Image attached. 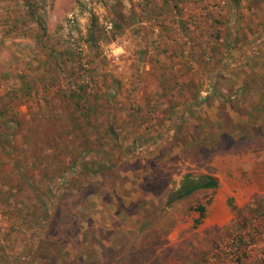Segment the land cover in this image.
<instances>
[{"label":"rangeland","instance_id":"rangeland-1","mask_svg":"<svg viewBox=\"0 0 264 264\" xmlns=\"http://www.w3.org/2000/svg\"><path fill=\"white\" fill-rule=\"evenodd\" d=\"M225 5L0 0V264H264V107L226 90ZM184 175L216 186L170 200Z\"/></svg>","mask_w":264,"mask_h":264},{"label":"crops","instance_id":"crops-1","mask_svg":"<svg viewBox=\"0 0 264 264\" xmlns=\"http://www.w3.org/2000/svg\"><path fill=\"white\" fill-rule=\"evenodd\" d=\"M224 1H226V5L222 11H219L217 16L218 22L222 24L219 39L222 40L225 49L223 58L224 65H221V68L224 69L225 75H227L226 71L229 72L231 69L233 73L232 77H223V82L227 86L226 90L233 91L232 97L237 98L235 101L239 103L245 102L243 107L251 115L255 110L264 107V19L261 20V17H259L264 13V0H233V3H231V0ZM231 5H233L232 9L230 7L228 8ZM227 9H231L233 12L232 15ZM259 12L262 13L259 14ZM262 16L264 17V15ZM229 24H232L233 29L230 28ZM232 44L234 45L232 48L233 51H229L227 54L226 49L230 50V45ZM192 66L193 69L200 68L194 62H192ZM164 67H167V65H164ZM168 69L170 68L168 67ZM244 71H246V75ZM249 72L251 74L247 76ZM182 80L185 82L188 81L187 78H183ZM204 81L206 79L203 78L202 82ZM189 83L197 85L198 81L194 78L189 80ZM204 85L206 86V84H203V87ZM204 90L199 89L200 93H203ZM237 90L241 94H239L240 92L236 93ZM248 102L250 104L252 103V108L246 105ZM214 200L215 202H220L221 196L219 194L215 195L213 197V203ZM196 209L195 211L197 212ZM193 217L196 218L195 215ZM38 260L34 264H40L46 258L41 257Z\"/></svg>","mask_w":264,"mask_h":264},{"label":"trees","instance_id":"trees-1","mask_svg":"<svg viewBox=\"0 0 264 264\" xmlns=\"http://www.w3.org/2000/svg\"><path fill=\"white\" fill-rule=\"evenodd\" d=\"M216 186V181L209 175H204L201 178L198 177L193 179L189 177V175H184L183 180L179 186L178 192L173 196L170 197V200L178 199L183 196L190 194L192 191L196 189H207V188H214ZM198 214L202 213V206L196 207Z\"/></svg>","mask_w":264,"mask_h":264},{"label":"built area","instance_id":"built-area-1","mask_svg":"<svg viewBox=\"0 0 264 264\" xmlns=\"http://www.w3.org/2000/svg\"><path fill=\"white\" fill-rule=\"evenodd\" d=\"M68 22H69V24H71L72 22H73V15L72 14H69L68 15ZM110 26H109V24H107L106 26H105V28H109ZM257 227V226H256ZM264 238V237H263ZM243 245L245 244V242H241ZM262 244L263 243H261V242H259L258 240H252L251 241V243H250V245H249V247L250 248H258L259 249V247L260 248H262L263 246H262ZM258 256L259 257H256L257 259H259V258H264V257H262V256H264V249H263V251H259V253H258ZM237 258V257H236Z\"/></svg>","mask_w":264,"mask_h":264}]
</instances>
